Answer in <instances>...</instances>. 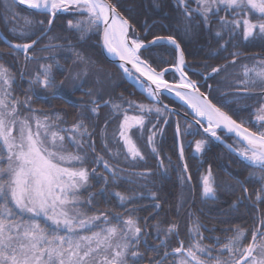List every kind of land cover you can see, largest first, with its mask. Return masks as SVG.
Instances as JSON below:
<instances>
[{
  "label": "snow or ice",
  "instance_id": "obj_1",
  "mask_svg": "<svg viewBox=\"0 0 264 264\" xmlns=\"http://www.w3.org/2000/svg\"><path fill=\"white\" fill-rule=\"evenodd\" d=\"M164 2L153 0L155 7ZM0 8L12 37L3 41L8 51H0V264H264V0H175V14L163 18L166 34L154 31L156 20L137 26L124 0H0ZM62 14L72 17L63 27L76 43L52 35ZM93 37L106 59L117 58L124 91L141 100L113 95V74L79 50ZM201 37L215 41L206 60L219 63L205 62L197 71L186 46ZM256 42L258 53L241 50ZM38 49L49 55L38 56ZM58 52L70 53L65 60L76 70L62 64ZM29 63L37 64L35 71H27ZM237 67L242 74L231 79ZM77 92L87 99L73 101ZM58 98L74 111L34 106L44 102L51 109ZM169 134L167 146L179 164L165 151ZM213 141L236 156L247 176L217 185L211 164L197 169L202 203L217 202L222 187L235 198L220 216L249 201L254 222L245 228L221 219L229 226L209 228L189 210L185 242L180 224L161 215L154 177H167V161L181 184L194 188L185 149L203 167ZM99 197L107 208H99ZM113 199L122 212L110 206ZM183 203L181 194L177 214Z\"/></svg>",
  "mask_w": 264,
  "mask_h": 264
},
{
  "label": "trees",
  "instance_id": "obj_2",
  "mask_svg": "<svg viewBox=\"0 0 264 264\" xmlns=\"http://www.w3.org/2000/svg\"><path fill=\"white\" fill-rule=\"evenodd\" d=\"M124 3L126 6H130L133 8L132 16L135 17V20L138 22L137 26L139 25V22H142L144 20H148L149 23H151L152 20L158 21L157 27L154 29V31L159 32L160 34H166L163 31V26L167 25L169 21L163 19L165 15L167 14H175L173 13V6L175 5V0H165V2L160 7H155L153 4V0H124ZM15 10L21 15V16H29V11L24 10L18 6H16ZM0 11H2V8H0ZM126 16L128 13H124ZM40 19H43V16L39 17ZM72 17L67 14H62L59 17L58 23L54 24V29L52 32V35L56 36H67L72 38V42L76 43L75 36L73 33L66 31L64 29V24L67 19H71ZM0 30L3 33V35L11 39V35L8 31V28L5 26L4 20L0 19ZM59 43H66V41H58ZM96 44V39L93 37V39L88 42L87 44L79 45V50L84 52L86 55H90L95 61L98 62V65L104 69L110 70L111 73L114 75L113 77L117 80L118 85L116 88V92L114 96H119L122 92L125 96H127L128 99L132 100H141L142 97L139 93L136 95L129 96L127 92L124 91V87H122V80H121V74L118 70V68L109 63L103 54L101 53V50L99 46H93ZM215 41H212L211 44H207L205 39L203 37L199 39H193L190 41V43L186 46V56L188 63L193 65L197 71H204V69L200 68L199 65L207 62L211 65H215L219 63L217 60H206V56L208 52L214 50L215 48ZM241 50H244L248 53L249 56H251L254 53H258L260 51V44L259 42H256L254 44L250 45H241ZM0 51L7 52L8 47L4 42L0 39ZM38 56H48L49 53H41L39 49L37 50ZM58 59H60V62L62 64H65V66L73 68L74 66L71 65L70 61L65 60L66 56H69L70 53L67 52H58L56 53ZM10 59V57H5V60ZM50 62V61H49ZM32 63L28 64L27 71H35L36 67L31 66ZM15 71V69H14ZM191 75V73H189ZM57 75H59L57 73ZM193 79H198V77L193 76ZM219 79V78H218ZM27 77H25V80L21 82L23 87H27ZM66 82V81H65ZM203 81H201L202 83ZM210 84H212L213 88L217 87V83L215 81H209ZM130 85L131 83L128 82ZM221 89L224 91H231V88L225 89L227 86L225 84L220 85ZM35 100V97H33ZM78 99H87V97L83 96L81 92H77L74 97H72L73 101H76ZM173 100V99H171ZM169 102V100H167ZM177 103V102H176ZM244 103L255 106V101L252 99L245 100ZM53 108H49L47 103L44 102H38L34 106L43 108L45 111L52 112V111H60L65 113H72L74 111L72 104H66L63 99H55L52 101ZM244 115H247V113H244ZM72 121L69 120V124H71ZM198 138V137H197ZM171 142V136L169 134L168 140L165 144V151L168 155L172 156V161L174 164H179V161L177 160V157L175 154H173L168 148V144ZM164 152L161 153L163 155ZM185 156L188 161L189 166V172L192 174V185H194V188H189L187 183L181 184L180 179L178 178V170L173 169L171 166L168 165V162L165 161V165L168 166L169 172L167 177H159L155 176L154 179L157 181L156 188L153 189L158 190V194L162 197V208L163 212L161 213L162 217L164 219H172L175 220L177 223L180 224V238L185 240L187 242V235L185 232V229L188 226V216L187 213L189 210L195 212L198 216H200L203 223L207 224L209 228L216 227L217 229L227 227L229 225L221 224V219H226L231 222L233 225H241L242 227L247 228L251 223L254 222L255 218V209L251 207H245V205L249 204V201H245L244 204H241L239 206V211H232L230 215L228 216H220V210L224 209L227 210L229 208V203L231 200H233L235 197L230 196L227 194L223 188H218V195L220 196V199L212 203L211 201L208 202L207 205L202 203L201 199V188L198 182V176H197V169L202 173L204 171V168L207 167L208 164L212 165V171L216 177V183L217 185H223L225 183H234V177L239 176L241 180H243L247 176V171H245L244 166L240 164L237 161V158L235 155L231 154L221 143L211 142L210 144V150L207 152L206 155L203 156V167H201L200 161L194 158L193 153H191L187 147L185 149ZM124 167V165H121ZM148 167L152 169V171L155 173L157 171L156 169V161L150 159L148 161ZM91 167V165H89ZM94 187L92 191H98L99 185L97 184L96 180L92 181ZM249 193L251 194L253 192V184L247 183ZM115 187V186H114ZM116 191H124L121 187H116ZM187 192L190 193V198H187ZM242 192V189L240 190ZM181 194L183 195L184 203L182 207L179 209V213L177 214V205L178 200L181 197ZM254 199V196H253ZM100 209H105L109 205L104 201L103 197H99ZM166 200L167 203H163V201ZM147 202V201H145ZM112 208H114L117 212H122L123 209L117 207L116 201L113 199L111 201ZM261 211L264 212V204L260 205ZM201 209L204 211L201 212ZM213 217H217L215 219H209L207 213H209ZM140 215H145L146 213L141 212ZM209 233L205 232V236H208ZM217 236L223 237V233L220 231H217L215 233ZM208 243H211V241H207Z\"/></svg>",
  "mask_w": 264,
  "mask_h": 264
},
{
  "label": "rangeland",
  "instance_id": "obj_3",
  "mask_svg": "<svg viewBox=\"0 0 264 264\" xmlns=\"http://www.w3.org/2000/svg\"><path fill=\"white\" fill-rule=\"evenodd\" d=\"M11 2H12V1L9 0V3H11ZM247 63L249 64V66H251L252 61H251V60H248ZM237 64L239 65V61L237 62ZM31 66H32V67H36L37 64H36V63H32ZM73 70H76V69L73 67ZM105 70H106L107 72L111 73L110 70H107V69H105ZM233 72H234V75H233V77H231V79H239V78H240V75L242 74V69L239 68V67H237V68L233 69ZM113 76H114V75H113ZM88 79H89V84H90V83H91V77H89ZM113 82H114V84L116 85V87L112 90V91H113V95H115V92H116V88H117L118 82H117V80H116L114 77H113ZM65 83L67 84L68 81H66ZM225 85L227 86L225 89L230 88L228 84H225ZM87 86H88V85H86V87H87ZM105 111H106V110H105ZM198 138H199V137H198ZM185 197L190 198V193L187 192V196H185Z\"/></svg>",
  "mask_w": 264,
  "mask_h": 264
},
{
  "label": "water",
  "instance_id": "obj_4",
  "mask_svg": "<svg viewBox=\"0 0 264 264\" xmlns=\"http://www.w3.org/2000/svg\"><path fill=\"white\" fill-rule=\"evenodd\" d=\"M19 7H21V8H23V9H25V10H28L25 6H19ZM0 38L4 41V39L6 38L3 34H2V32H1V30H0ZM104 55V57H106V54H103ZM106 59V58H105ZM108 62H110V63H112V64H114L115 66H117V63H118V60H117V58H115V57H108L107 59H106ZM130 82V81H129ZM132 83V82H131ZM171 98H173V99H175L174 97H171ZM179 102V101H178ZM225 135V134H224ZM224 139V138H223ZM224 141L227 143V144H229L225 139H224ZM216 142H219V143H221L220 141H216ZM222 145H224L223 143H221ZM226 148V147H225ZM227 149V148H226ZM228 150V149H227Z\"/></svg>",
  "mask_w": 264,
  "mask_h": 264
},
{
  "label": "flooded vegetation",
  "instance_id": "obj_5",
  "mask_svg": "<svg viewBox=\"0 0 264 264\" xmlns=\"http://www.w3.org/2000/svg\"><path fill=\"white\" fill-rule=\"evenodd\" d=\"M165 102H166V103H169L167 100H166ZM177 103H178V102H177ZM220 135H221L222 137H224L225 140H226L229 144H233V143H234L233 139H229V137H228L227 135H224L223 133H220Z\"/></svg>",
  "mask_w": 264,
  "mask_h": 264
}]
</instances>
